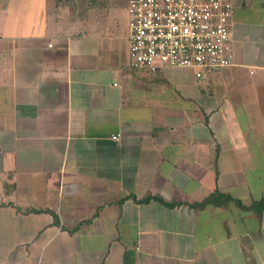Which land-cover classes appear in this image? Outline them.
<instances>
[{
  "label": "crops",
  "instance_id": "1",
  "mask_svg": "<svg viewBox=\"0 0 264 264\" xmlns=\"http://www.w3.org/2000/svg\"><path fill=\"white\" fill-rule=\"evenodd\" d=\"M128 1L0 0V264H264V211L190 204L264 196V0L201 78L130 66Z\"/></svg>",
  "mask_w": 264,
  "mask_h": 264
},
{
  "label": "built area",
  "instance_id": "2",
  "mask_svg": "<svg viewBox=\"0 0 264 264\" xmlns=\"http://www.w3.org/2000/svg\"><path fill=\"white\" fill-rule=\"evenodd\" d=\"M128 13L132 68H191L201 78L235 64L233 0H129Z\"/></svg>",
  "mask_w": 264,
  "mask_h": 264
},
{
  "label": "trees",
  "instance_id": "3",
  "mask_svg": "<svg viewBox=\"0 0 264 264\" xmlns=\"http://www.w3.org/2000/svg\"><path fill=\"white\" fill-rule=\"evenodd\" d=\"M150 196H147L146 198L142 199L144 201L149 200ZM156 199H158L160 202H164L165 204L169 205V206H174L176 205V203L178 202H165L164 199L162 197L157 196ZM230 200H235L239 206L243 207V208H253L254 210H256L257 212H259L260 214L264 211V196L258 200H255L252 202L251 205H246L242 202L241 199H236L233 196H231L230 194L221 192L219 189H215L213 192H211L209 194V196H207L206 198H204L201 201H196V202H192L190 203L192 206H198V207H205L208 204H223V203H227ZM34 210H40V209H34Z\"/></svg>",
  "mask_w": 264,
  "mask_h": 264
}]
</instances>
